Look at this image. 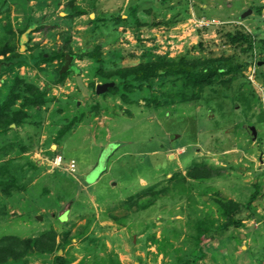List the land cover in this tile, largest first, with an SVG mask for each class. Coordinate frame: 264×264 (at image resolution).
I'll list each match as a JSON object with an SVG mask.
<instances>
[{
    "label": "rangeland",
    "instance_id": "1",
    "mask_svg": "<svg viewBox=\"0 0 264 264\" xmlns=\"http://www.w3.org/2000/svg\"><path fill=\"white\" fill-rule=\"evenodd\" d=\"M96 46L101 64L86 55ZM161 58L237 71L187 91L196 100L164 79L127 102L96 92L120 85L99 67ZM16 77L48 97L0 124V238L54 231L58 246L5 264L264 263V0H0V102ZM58 156L76 162L73 176ZM195 164L211 177L189 179ZM228 200L242 204L239 227L224 228L217 202Z\"/></svg>",
    "mask_w": 264,
    "mask_h": 264
},
{
    "label": "trees",
    "instance_id": "2",
    "mask_svg": "<svg viewBox=\"0 0 264 264\" xmlns=\"http://www.w3.org/2000/svg\"><path fill=\"white\" fill-rule=\"evenodd\" d=\"M79 15L84 14L83 11L78 12ZM133 14V12H132ZM123 22L124 20L118 17L115 22ZM137 23V18L134 19ZM229 39L232 42H246L250 41L247 35L236 33H228ZM68 50V51H67ZM65 52L57 51L51 56L42 55V63H52L54 60L63 59L66 52H70L71 48L67 47ZM83 53V52H82ZM88 58L92 59L95 63L101 64L102 54L100 46H96L91 52L86 54ZM114 64L118 65V62ZM235 69L225 70L223 67L210 65L209 61H191L186 58H181L178 61H169L163 58L139 63L134 67H116L113 71L104 72L101 67L97 73L102 78L110 79L118 77L120 85L112 86L107 91L116 95L121 91V99L123 102L129 101V94L140 90L144 85L151 86L155 80H168L173 85L181 87V91L177 92L175 96L182 99V101H189L198 99L199 96H187V91L197 90L202 92L205 88L212 86L218 79L224 82H231L229 79L223 77L232 75L236 72ZM239 71V70H238ZM58 78L57 82L63 81L65 72ZM174 87V86H173ZM47 87L40 89L34 83H30L23 78L16 77L13 84L7 89L6 96L0 102V124L9 126L12 123L19 124L27 117L26 109L41 107L46 104L48 97ZM19 108L15 109L17 104ZM15 109V110H14ZM187 177L192 180H204L211 177V170L204 165L195 164L187 172ZM256 189L250 196L247 207L250 208L252 203L257 197L258 185H253ZM219 211L225 218L224 228L239 227L241 221L236 220L237 213L240 212L242 204L233 200L218 201ZM199 231L204 233L202 228ZM196 246L200 247L202 242V235L196 238ZM58 246L57 236L54 231L43 233L35 239H22L17 236L7 235L0 238V264H5L9 260L18 261L29 253L36 252L38 254L52 253ZM191 260L182 261L178 260V264H188ZM53 264H68V261L61 255H56ZM264 264V263H261Z\"/></svg>",
    "mask_w": 264,
    "mask_h": 264
},
{
    "label": "built area",
    "instance_id": "3",
    "mask_svg": "<svg viewBox=\"0 0 264 264\" xmlns=\"http://www.w3.org/2000/svg\"><path fill=\"white\" fill-rule=\"evenodd\" d=\"M252 67L255 69L254 65H252ZM249 79L253 81L251 77H249ZM53 165L54 167L62 169L64 173L69 174L71 176H73L77 170V166L74 161L64 162L61 156L55 158Z\"/></svg>",
    "mask_w": 264,
    "mask_h": 264
},
{
    "label": "water",
    "instance_id": "4",
    "mask_svg": "<svg viewBox=\"0 0 264 264\" xmlns=\"http://www.w3.org/2000/svg\"><path fill=\"white\" fill-rule=\"evenodd\" d=\"M66 60H68V57H67ZM62 71H65V70L63 69ZM108 87H109L108 85L98 86V87H97V92H98V93H102V92H104V91H107ZM48 168L51 169V166H48Z\"/></svg>",
    "mask_w": 264,
    "mask_h": 264
},
{
    "label": "crops",
    "instance_id": "5",
    "mask_svg": "<svg viewBox=\"0 0 264 264\" xmlns=\"http://www.w3.org/2000/svg\"><path fill=\"white\" fill-rule=\"evenodd\" d=\"M63 72H65V71H63ZM96 92H97V90H96ZM98 93V92H97ZM253 125H254V123H253ZM256 126H258L259 124H255ZM71 161H74V160H71ZM75 162V161H74ZM76 163V162H75ZM77 166V165H76ZM48 168V167H47ZM49 169V168H48ZM65 175H66V173H65ZM68 175V174H67ZM255 183V182H254Z\"/></svg>",
    "mask_w": 264,
    "mask_h": 264
},
{
    "label": "clouds",
    "instance_id": "6",
    "mask_svg": "<svg viewBox=\"0 0 264 264\" xmlns=\"http://www.w3.org/2000/svg\"><path fill=\"white\" fill-rule=\"evenodd\" d=\"M62 157V156H61Z\"/></svg>",
    "mask_w": 264,
    "mask_h": 264
}]
</instances>
